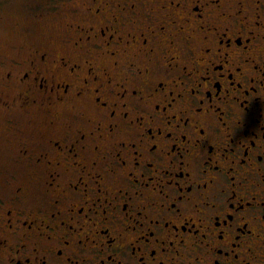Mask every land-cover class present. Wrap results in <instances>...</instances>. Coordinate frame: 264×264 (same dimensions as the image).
Wrapping results in <instances>:
<instances>
[{"label":"flooded vegetation","instance_id":"obj_1","mask_svg":"<svg viewBox=\"0 0 264 264\" xmlns=\"http://www.w3.org/2000/svg\"><path fill=\"white\" fill-rule=\"evenodd\" d=\"M0 54V264H264V0H41Z\"/></svg>","mask_w":264,"mask_h":264},{"label":"rangeland","instance_id":"obj_2","mask_svg":"<svg viewBox=\"0 0 264 264\" xmlns=\"http://www.w3.org/2000/svg\"><path fill=\"white\" fill-rule=\"evenodd\" d=\"M41 0H0V54L25 50L50 35L49 24L37 22L34 13Z\"/></svg>","mask_w":264,"mask_h":264}]
</instances>
